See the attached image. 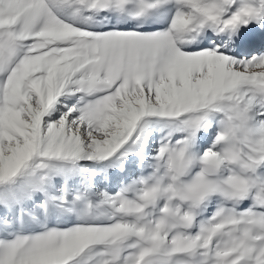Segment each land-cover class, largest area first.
Segmentation results:
<instances>
[{"label": "snow or ice", "instance_id": "obj_1", "mask_svg": "<svg viewBox=\"0 0 264 264\" xmlns=\"http://www.w3.org/2000/svg\"><path fill=\"white\" fill-rule=\"evenodd\" d=\"M0 264H264V0H0Z\"/></svg>", "mask_w": 264, "mask_h": 264}]
</instances>
